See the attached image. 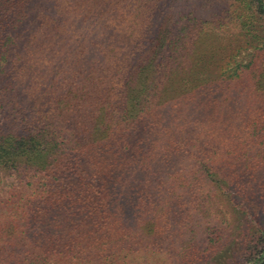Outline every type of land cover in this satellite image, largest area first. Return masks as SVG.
Listing matches in <instances>:
<instances>
[{
    "label": "trees",
    "instance_id": "obj_1",
    "mask_svg": "<svg viewBox=\"0 0 264 264\" xmlns=\"http://www.w3.org/2000/svg\"><path fill=\"white\" fill-rule=\"evenodd\" d=\"M162 3L0 0V264H264V0Z\"/></svg>",
    "mask_w": 264,
    "mask_h": 264
},
{
    "label": "rangeland",
    "instance_id": "obj_2",
    "mask_svg": "<svg viewBox=\"0 0 264 264\" xmlns=\"http://www.w3.org/2000/svg\"><path fill=\"white\" fill-rule=\"evenodd\" d=\"M171 0H163L162 9H165ZM177 4V24L176 29L178 31L182 30V26H186L189 23H193L194 21L200 19H215L222 20V22H226L228 17L230 16V3L229 0H176ZM37 13L35 9H32L29 14L28 25L32 28L36 22ZM5 109L3 110L4 115L2 116L3 121L8 119H13L15 117L14 110L11 109V104L5 100ZM28 111H22L18 118L23 119L28 115ZM61 126V125H60ZM69 132V131H66ZM25 173V172H24ZM25 177H21L19 179H15L14 177H0V206L2 200L5 196L10 192V189L17 186L19 181H29L33 180L31 177V171H27ZM10 183H13L10 186ZM18 188H14L12 191L17 193ZM148 264H160L157 261L151 259ZM243 264H253L252 262H247Z\"/></svg>",
    "mask_w": 264,
    "mask_h": 264
},
{
    "label": "water",
    "instance_id": "obj_3",
    "mask_svg": "<svg viewBox=\"0 0 264 264\" xmlns=\"http://www.w3.org/2000/svg\"><path fill=\"white\" fill-rule=\"evenodd\" d=\"M253 264H259V262H257V263H254V262H252Z\"/></svg>",
    "mask_w": 264,
    "mask_h": 264
}]
</instances>
